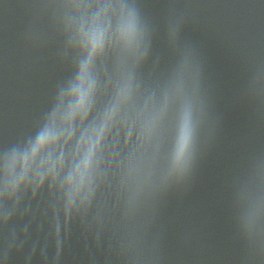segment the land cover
Returning <instances> with one entry per match:
<instances>
[{
    "label": "clouds",
    "instance_id": "clouds-1",
    "mask_svg": "<svg viewBox=\"0 0 264 264\" xmlns=\"http://www.w3.org/2000/svg\"><path fill=\"white\" fill-rule=\"evenodd\" d=\"M93 45L98 43V38L93 37ZM86 68L87 65H84V71L81 73V82L74 86L72 91L76 94V99L74 101L69 102V109L67 113L65 114V118L71 119V117L77 112L82 111L87 104L89 94H90V84L87 83V75H86ZM57 131L54 127H50L46 129L45 131L41 132L35 144L32 146L31 153L26 154L25 156V164H29L32 162H36L38 158L41 157V155L45 152H48L50 150V146L57 138ZM186 147V139L182 142L181 145V151L184 150ZM91 152L92 149H89L88 154L83 158L81 161V164L77 166L78 171L80 173V178L83 180L84 176L86 175V171L91 163ZM42 163L45 161H41Z\"/></svg>",
    "mask_w": 264,
    "mask_h": 264
}]
</instances>
